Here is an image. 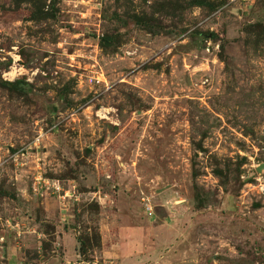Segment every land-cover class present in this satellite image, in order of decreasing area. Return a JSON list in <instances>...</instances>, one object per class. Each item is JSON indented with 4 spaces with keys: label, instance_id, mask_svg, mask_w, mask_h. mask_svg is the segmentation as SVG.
I'll return each mask as SVG.
<instances>
[{
    "label": "rangeland",
    "instance_id": "1",
    "mask_svg": "<svg viewBox=\"0 0 264 264\" xmlns=\"http://www.w3.org/2000/svg\"><path fill=\"white\" fill-rule=\"evenodd\" d=\"M0 264H264V0H0Z\"/></svg>",
    "mask_w": 264,
    "mask_h": 264
},
{
    "label": "trees",
    "instance_id": "2",
    "mask_svg": "<svg viewBox=\"0 0 264 264\" xmlns=\"http://www.w3.org/2000/svg\"><path fill=\"white\" fill-rule=\"evenodd\" d=\"M80 244H81V248H80V252L82 255H85L86 254V249L84 248V242L79 240Z\"/></svg>",
    "mask_w": 264,
    "mask_h": 264
},
{
    "label": "built area",
    "instance_id": "3",
    "mask_svg": "<svg viewBox=\"0 0 264 264\" xmlns=\"http://www.w3.org/2000/svg\"><path fill=\"white\" fill-rule=\"evenodd\" d=\"M57 191H61L59 186H57ZM149 210H151V209H149ZM152 214H153L152 211H150V215H152Z\"/></svg>",
    "mask_w": 264,
    "mask_h": 264
}]
</instances>
